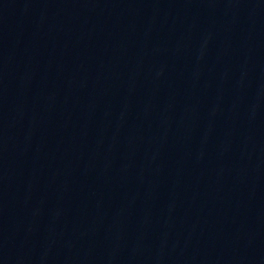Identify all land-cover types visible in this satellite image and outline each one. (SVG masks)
<instances>
[{
	"label": "water",
	"instance_id": "obj_1",
	"mask_svg": "<svg viewBox=\"0 0 264 264\" xmlns=\"http://www.w3.org/2000/svg\"><path fill=\"white\" fill-rule=\"evenodd\" d=\"M0 264H264V0H0Z\"/></svg>",
	"mask_w": 264,
	"mask_h": 264
}]
</instances>
